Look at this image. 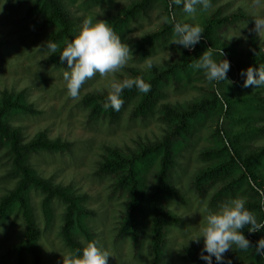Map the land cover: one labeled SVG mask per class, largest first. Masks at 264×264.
<instances>
[{
	"label": "rangeland",
	"instance_id": "obj_1",
	"mask_svg": "<svg viewBox=\"0 0 264 264\" xmlns=\"http://www.w3.org/2000/svg\"><path fill=\"white\" fill-rule=\"evenodd\" d=\"M132 1L135 0H62L71 13L77 33L86 20H104L122 42L129 45L132 53L126 65L117 72L103 76L97 73L87 80L76 98L68 94L62 77L68 67L66 62L55 65L47 59L50 49L44 42L53 27L44 26L40 16L29 12L33 0H7L0 11V93L24 90L28 100L40 111L38 115L14 114L11 123L22 129L27 140L44 131L49 138L69 142L66 151H29L28 162L40 176L83 196L82 204L92 211L86 222L94 235L93 242L110 255L107 264H151L152 252L147 213H144L143 234L137 249L131 233L122 223L127 211V191L119 185L115 172L100 168L106 149L134 150L139 144L160 140L170 128L162 105L184 103L208 95L215 84L201 71L192 68L188 77L182 76L180 81L169 79L144 113L135 111L139 98L135 95L121 107L115 119L100 114L90 116L88 107L81 102L83 95L110 90L112 82L132 78L130 70L133 68L147 71L149 62L161 64L162 60H179L186 53L191 54L186 48L172 43L175 34L161 29L168 12L160 0L151 3L147 9L137 10L133 18L123 15L117 18L121 8ZM170 9L174 18L193 26H199L212 14L237 15L230 23L219 26L223 37L244 49L250 35L258 42H264V29L255 30V20L264 19V0H211L207 10L198 7L194 13L185 12L183 4L173 2ZM114 18L119 20L115 22ZM236 75L233 80L215 85L232 93H259L262 102L256 124L259 131L245 141L249 147L264 145V86L245 88L246 77ZM219 125L225 130L238 127L229 120H222ZM216 128L217 119L209 114L193 121L189 133L182 138L171 139L173 147L167 180L180 197H173L167 191L160 197L178 216L179 224L167 223L159 264H193L185 256L184 247L199 244L189 239L199 234L208 211L216 210L226 200L243 197L246 207L256 217L258 197L221 149L220 138L214 134ZM157 168V159L148 160V189L155 180ZM16 181L12 154L0 142V197L12 189ZM30 196L40 230L37 239L43 264H70L69 256L73 255L60 235L64 204L52 197L53 221L46 227L40 203L43 193L31 188ZM0 228L3 229L0 232V264H32L28 253L23 252L19 257L17 246L25 233L19 212L13 209L7 217L0 218ZM78 237L86 246L84 238ZM224 255L231 262L255 260L251 248L241 250L233 246Z\"/></svg>",
	"mask_w": 264,
	"mask_h": 264
},
{
	"label": "trees",
	"instance_id": "obj_2",
	"mask_svg": "<svg viewBox=\"0 0 264 264\" xmlns=\"http://www.w3.org/2000/svg\"><path fill=\"white\" fill-rule=\"evenodd\" d=\"M157 1H132L128 6L121 8L117 18H120L121 15L133 18L137 10L147 9L151 3ZM160 1L164 2L168 12L165 21L161 24V29L175 34L174 25L185 23L173 17L170 9L173 0ZM28 10L40 16L44 26L53 27V31L44 42V46L49 49L48 45H56L55 52L50 49L48 61L55 65L65 64L60 61L59 55L77 34L68 8L62 0H33ZM239 14L243 15L242 12ZM234 17L236 18L237 15L212 14L205 18L199 25L203 30L200 43L191 49L186 48L191 51V54L186 53L179 60H162L161 64H152V67L147 71L138 67L131 69L132 78L126 79L142 80L150 85V89L147 92H142L135 86L125 89L121 94L122 106L137 95L139 98L135 111L144 113L146 106L149 107L152 98H156L169 79L177 82L182 80V76L188 77L189 71L193 68L191 64L211 47L213 50L222 48L226 53V58L231 65L227 79L233 80L236 78V74L241 75V72L249 67L264 68V42L260 43L255 36L250 35L244 49L231 39L224 38L219 32V26L230 23ZM117 18H114L115 22L119 20ZM217 87L214 84L208 95L196 97L188 102L162 105V113L169 119L170 128L160 140L139 144L136 149L127 151L109 147L99 163L101 169L115 172L119 185L126 188L127 211L122 223L131 233L135 249L140 247L139 240L144 228L143 217L144 213H147L152 252L151 264H159L161 261L167 223L179 224L178 216L165 205L160 197L161 193L165 191L173 197H180L179 192L167 180V168L173 147L171 139L176 136L182 138L189 133L193 121L198 117L215 115L217 128L214 134L220 138V147L227 153L235 170L241 174L250 190L258 197L256 219L258 222H264V145L249 147L245 141L247 137H252L259 131L256 124L258 111L262 106L261 97L256 91L232 93L218 87L221 92L224 91V99L221 100L216 92ZM110 90L83 95L81 102L88 107L90 116L106 115L110 120L118 117L122 106L118 111L104 107ZM39 113L40 111L28 100L26 91L3 90L0 93V142L4 143L12 154L13 168L17 176L15 186L0 197V218L7 217L13 209L19 212L25 227L23 240L17 246L19 257H22L23 252L28 253L32 264H43V262L37 239L40 230L30 203L31 188L38 189L43 193L40 203L46 227L53 221L50 203L52 197L58 198L64 204L60 235L73 256L85 247V243L79 240V235L84 238L87 244L95 239L86 222L88 216L92 215V211L82 204L83 196L74 193L67 186L53 184L51 180L40 176L34 168L30 167L27 154L29 151H66L70 147L69 142L60 138H49L44 131L37 132L27 140L22 129L11 123L14 114L38 115ZM222 120H229L238 127L225 130L219 125ZM150 159H157L159 168H157V175L151 188L148 189L146 176ZM242 231L250 241L251 250L255 253L257 242L264 238V230L249 233L245 228ZM202 248L203 243L192 244L184 247L183 251L185 256L194 262L193 264H205L203 260L199 259ZM213 264H216L214 258ZM231 264H264V256L255 253V260L236 261Z\"/></svg>",
	"mask_w": 264,
	"mask_h": 264
},
{
	"label": "clouds",
	"instance_id": "obj_3",
	"mask_svg": "<svg viewBox=\"0 0 264 264\" xmlns=\"http://www.w3.org/2000/svg\"><path fill=\"white\" fill-rule=\"evenodd\" d=\"M6 2L7 0H3L0 3V11L3 10V4ZM173 2L177 5L183 4L187 13L196 12L198 7L207 10L211 5V0H187V2L173 0ZM260 29H264V19L255 20V30ZM174 33L176 39L172 43L191 49L200 43L203 30L199 26L176 23ZM48 46L53 52L56 51L55 44ZM131 55L129 45L122 42L120 36L106 21L86 20L76 36L67 43L59 55L60 61L66 62L68 66L67 70L62 73L68 94L72 98H76L87 80L97 73L103 76L117 72L126 65ZM148 67H152L151 62ZM191 67L201 71L208 81L219 85L225 80L228 81L227 73L231 65L222 48L213 50L211 47L195 59ZM241 75L246 77L243 81L245 88L264 86V68L249 67L242 71ZM134 86L142 92H147L150 89V85L142 80L114 81L111 83V90L104 107L118 111L123 104L121 94L125 89H131ZM224 91L221 92L218 87L216 88L217 95L221 100L224 99ZM245 228L249 233H255L264 230V222L257 221L253 213L246 207V200L243 197L232 198L222 202L216 210L208 211L204 226L199 228V234L189 240L200 243L201 238L203 239V248L199 253V259L203 260L205 264H213V258L216 264H231L224 254L232 250L233 246L241 250L250 248V241L242 231ZM2 231L3 229L0 228V232ZM255 253L264 256V238L257 242ZM109 256L108 252L102 250L95 242H89L75 256H69V260L70 264H107Z\"/></svg>",
	"mask_w": 264,
	"mask_h": 264
}]
</instances>
